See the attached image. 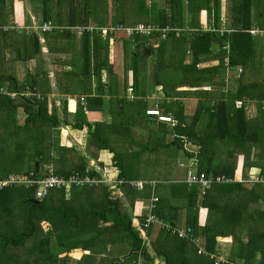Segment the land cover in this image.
Listing matches in <instances>:
<instances>
[{
    "label": "trees",
    "instance_id": "obj_1",
    "mask_svg": "<svg viewBox=\"0 0 264 264\" xmlns=\"http://www.w3.org/2000/svg\"><path fill=\"white\" fill-rule=\"evenodd\" d=\"M26 5L38 8L34 17L53 31L3 30L24 26ZM226 12L230 32L220 34L205 29L220 28L221 0H0V89L16 94H0V179L30 173L40 179L46 166L59 177L99 178L98 154L108 151L116 180L123 181L114 188L120 196L103 185L53 189L41 201L32 188L0 191V264H216L220 256L221 264H264V184L252 183L264 179V39L246 32L264 27V0H228ZM138 24L169 31L155 46L149 42L155 33L113 38L72 30ZM116 52L121 77L114 72ZM29 61L33 73L26 69L28 80L20 82L18 64ZM51 82L61 95H78L72 118L62 98L49 109ZM153 86L162 88L158 107L175 125L146 115ZM182 99L196 101L192 115ZM66 127L77 145L85 134L84 152L62 143ZM193 159V173L230 181L204 190L176 181L178 162ZM131 181L157 183L138 191ZM152 195L155 215L170 230L154 234L150 227L144 240L143 214L134 210ZM201 209L207 211L203 225ZM183 227L197 245L172 232Z\"/></svg>",
    "mask_w": 264,
    "mask_h": 264
},
{
    "label": "built area",
    "instance_id": "obj_2",
    "mask_svg": "<svg viewBox=\"0 0 264 264\" xmlns=\"http://www.w3.org/2000/svg\"><path fill=\"white\" fill-rule=\"evenodd\" d=\"M8 28H12L15 30H23L26 31H37L40 33H47L52 32L54 29V26L50 23H43V24H33L30 27H18L16 25L4 27L3 30H7ZM74 32L77 34H81L83 32H99L102 36H111L113 38L123 37V38H130L134 36H142V37H150L151 35H157V38H160L161 40H164L166 38V33L169 31V28H162L158 25H151V26H145L142 24H138L135 26H123V25H116L114 27L110 26H94V25H87L84 27H74L72 28ZM205 30L209 32H219L220 34H223L225 32H230V30L226 29L224 25H221L220 28L217 30L213 28L212 26L207 27ZM252 37L254 38H262L264 39V28H258L253 27L250 30H247ZM151 41V40H150ZM149 41V42H150ZM151 43V42H150ZM224 49L228 50V46H223ZM213 63V62H211ZM225 64V70L228 73L229 68L227 67L228 59H224ZM200 66V65H199ZM237 73L240 72V69L235 70ZM203 89H209V88H203ZM132 88H128V95L130 96L129 99H132ZM0 94H7L3 89H0ZM11 98L15 97L16 94H7ZM84 99L83 97L80 98V103L83 105ZM239 102L236 103L237 107H240ZM147 116H153L156 117L158 122L162 123H168L171 125H175L173 118L170 115H164L160 112L157 105H155L154 108L146 109L145 111ZM187 144H190L189 142ZM196 162L195 159L191 160L188 165L186 164H180L184 163L182 161L178 162L179 167H182L184 169L183 172H185V178L183 179V182L187 185V187H191L193 185L199 186L202 190L208 188L212 183H225L229 182L230 180L224 177H212L209 175H206L204 173H198L195 174L190 169L191 165ZM188 168V169H187ZM187 169V170H186ZM46 173L40 178L35 179L32 178L33 174L30 173L29 175H15V174H9L7 177L0 179V191L6 189V188H12V187H24L25 189L32 188L34 189V199L41 201L46 197V194L48 191L53 189H68L72 186L75 187H96L99 185H103L107 187L109 190H111L116 196H120L119 191H115V185L120 184L123 181H117L116 177L114 178H108L107 175H105V172L101 173V176L99 178L93 177L89 174H86L84 176H80L78 174L70 175L69 177H59L52 174V171L50 167H45ZM99 170V169H98ZM263 183L264 179L260 177H255V179L252 180V183ZM156 181H151L149 183L143 182V181H131L129 182V185L133 188L137 189L138 191H141L144 189L146 185H150L151 187H154ZM158 202V198L156 196H151V198L146 203V210L143 214V222L138 227L139 232L143 236L144 240H146L145 237V231L150 227H156V228H166L167 230H170V228L167 227L166 224H164L156 215H155V208L156 203ZM173 233H175L179 238H188L191 239L194 244H198V240L193 237L192 230L188 227H183V229H175L172 230ZM198 253H202V251H199ZM222 262L225 263V257L220 256L216 264H221ZM140 263V261H138ZM235 264V263H230Z\"/></svg>",
    "mask_w": 264,
    "mask_h": 264
},
{
    "label": "crops",
    "instance_id": "obj_3",
    "mask_svg": "<svg viewBox=\"0 0 264 264\" xmlns=\"http://www.w3.org/2000/svg\"><path fill=\"white\" fill-rule=\"evenodd\" d=\"M227 1L228 0H221V14H220V26L221 25H224V26H226V22H227V12H226V5H227ZM39 12V9L38 8H33V10L31 11V10H28L27 11V14L25 15V23H24V26H18V27H30V26H32L33 24H39V22L36 20V18L34 17V12ZM32 12V13H31ZM29 16V17H28ZM12 19V18H11ZM10 19V20H11ZM187 19H188V17H187ZM186 19V20H187ZM207 22H209V21H207ZM11 25V24H10ZM155 25H158V24H155ZM11 26H13V25H11ZM17 26V25H16ZM215 26H213V28H214ZM228 27V26H227ZM253 27H255L254 25L251 27V28H253ZM258 28H264V27H260V26H257ZM251 28H249L248 30H250ZM78 36V35H77ZM156 38V39H155ZM161 39L160 38H157V35L156 36H154V39L153 38H151V44H153V45H155V46H157V44H158V42L160 41ZM165 40V39H164ZM152 59V58H151ZM115 61V65H114V67L118 64V62H120L119 63V65H121V62H122V59H121V56H120V54L118 53V52H116V59L114 60ZM214 64H216L217 65V62L216 61H214L213 62ZM28 65H30L29 66V68H28V70L31 72V73H33V70H34V61H29L28 63H27ZM147 64H148V66H149V62L147 61ZM121 67V66H120ZM152 69V68H151ZM66 70H68V68H66ZM235 70V69H234ZM117 74H119V77H121L122 76V70H121V68H119V70L118 71H115ZM151 72V71H150ZM52 76H53V73L51 72L50 74H49V77L50 78H52ZM17 80H18V78H17ZM105 80V79H104ZM103 80V81H104ZM19 81V80H18ZM24 81V77L20 80V82H23ZM94 86V85H93ZM152 88V87H151ZM150 88V89H151ZM149 89V90H150ZM182 88H180L179 90H181ZM149 92V91H148ZM126 94H127V97L129 98L130 96L128 95V88H127V91H126ZM77 94L76 95H74V96H64V95H61V94H59L58 93V91H57V88H56V85L54 84V82H51V90H50V93L47 95V100H48V107H49V109H50V107L54 104L56 107H58L59 106V104H60V102H61V98H62V100H66L67 102H68V107H69V118H72L73 116H74V114H75V110H76V106H77ZM81 97H83V99H84V96L82 95V96H80L79 98H81ZM129 100H131V99H129ZM147 100H148V104H149V107L147 108V109H149V108H154L155 107V105H157V107L159 106V104L161 103L160 102V100L162 101L163 100V93H162V89H160L159 87H153V90H152V92H149L148 93V96H147ZM151 100H153L152 102H151ZM74 103V106H73V103ZM184 102V104H185V107H186V102L185 101H183ZM83 105H81V106H85V99H84V101H83ZM106 103H107V101H106ZM106 103H105V112H107L106 111V107H107V105H106ZM58 105V106H57ZM251 106H253V105H251ZM159 108V107H158ZM160 110V109H159ZM105 119L106 120H109V116L108 115H106L105 116ZM60 133L62 134V133H66L65 135L67 136V138L66 137H63L62 135V138H63V140H62V143L65 145V146H67V147H71V146H78L77 144H76V138H74V136H73V132H72V130H71V128L70 127H66V128H63V129H61V131H60ZM81 138H83V136H81ZM82 141H84L83 139L82 140H80V144H81V142ZM109 159L112 161V154H110L108 151H101L99 154H98V162H100L101 164H102V166L101 167H99V168H103V166H104V162L103 161H109ZM92 161V160H91ZM93 162V161H92ZM97 163V162H96ZM111 166H112V164H111ZM113 167V166H112ZM115 169V168H114ZM116 170V169H115ZM112 171H113V168H112ZM103 172V171H102ZM15 175H18V174H15ZM106 175V174H105ZM114 175H115V173H114ZM145 204H146V202H143V203H137L136 204V207H135V210H134V213L135 214H139L140 216H142V214H144L145 213V210L146 209H144V206H145ZM205 209H201L200 210V212H199V224L200 225H203L204 223H205V220H206V217H205ZM220 245H222V246H225L224 244L225 243H219Z\"/></svg>",
    "mask_w": 264,
    "mask_h": 264
},
{
    "label": "rangeland",
    "instance_id": "obj_4",
    "mask_svg": "<svg viewBox=\"0 0 264 264\" xmlns=\"http://www.w3.org/2000/svg\"><path fill=\"white\" fill-rule=\"evenodd\" d=\"M26 14H27V11L28 10H30L29 9V7L27 8V5H26ZM32 11V10H31ZM32 13V12H31ZM128 18H127V21H131L132 19H133V17H132V12H129L128 11ZM29 17V16H28ZM13 25V24H12ZM185 59V58H184ZM148 62H149V66H148V64H147V66H146V68H147V73H148V76L150 77V74H149V72L152 70L151 68H152V65H153V59H148ZM188 62V59H187V61H186V63ZM119 63L120 62H118V64L114 67V72L115 71H118L119 70V68H120V65H119ZM216 64H214V63H205V64H202V65H200V68H204V67H211V66H215ZM29 66L30 65H28V64H26V66H22L21 64H18V67H17V69H16V77L18 78V80L20 81L23 77H24V82H26L27 80H28V78H27V75H26V69H28L29 68ZM116 73V72H115ZM117 74V73H116ZM27 78V79H26ZM154 87V86H153ZM160 89H162L160 86H158ZM204 88V87H203ZM206 88V87H205ZM207 88H209V87H207ZM187 90V88H182V90ZM152 90H153V88H151L150 89V91L149 92H152ZM127 95V94H126ZM153 100H151V102H152ZM182 101H185L186 102V107H185V113H186V115H192L193 114V112H194V109H195V105H196V101L195 100H192V99H182ZM129 102H131V101H129ZM154 102V101H153ZM160 102H161V100H160ZM155 103V102H154ZM58 106V105H57ZM254 106H248L247 107V114H248V116H252L253 114H254ZM175 123V122H174ZM203 124H204V119H202L200 122H199V124H198V127L199 128H201L202 126H203ZM61 134V133H60ZM66 133H62L61 135L63 136V137H66L67 138V136L65 135ZM82 136H83V138H81V140L83 139L84 140V137H85V134H82ZM83 142L84 141H82L81 142V145L79 144L78 146H77V148L79 149V150H81V152H84V147H82V145H83ZM93 161V162H92ZM92 161H89V166L91 167H95L96 166V162L94 161V160H92ZM104 162V166H103V168H102V171L103 172H105L106 173V175H107V177L108 178H114V176H116V170L114 169V167H112L111 166V164H112V161L109 159V161H103ZM180 164H184V163H180ZM176 165H177V163H176ZM112 168H113V171H112ZM184 171V169L182 168V167H179V165H178V171H177V174H178V176H177V178L175 179L176 181H179V180H182V179H184L185 178V176H184V173L185 172H183ZM114 173H115V175H114ZM144 209H146V204H145V206H144ZM207 216V211H205V217ZM154 234H156L157 233V228L156 227H154ZM79 255L80 254H74V255H72V257L73 258H78L79 257Z\"/></svg>",
    "mask_w": 264,
    "mask_h": 264
},
{
    "label": "water",
    "instance_id": "obj_5",
    "mask_svg": "<svg viewBox=\"0 0 264 264\" xmlns=\"http://www.w3.org/2000/svg\"><path fill=\"white\" fill-rule=\"evenodd\" d=\"M35 171L37 172L38 171V164L35 163ZM34 203H36V201H34Z\"/></svg>",
    "mask_w": 264,
    "mask_h": 264
}]
</instances>
